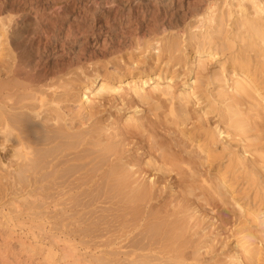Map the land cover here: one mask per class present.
Instances as JSON below:
<instances>
[{
  "label": "bare ground",
  "instance_id": "bare-ground-1",
  "mask_svg": "<svg viewBox=\"0 0 264 264\" xmlns=\"http://www.w3.org/2000/svg\"><path fill=\"white\" fill-rule=\"evenodd\" d=\"M195 1L108 0L102 7L97 0H0V147L11 160H31L34 175L48 158L52 168L73 162L84 170L90 166L95 177L106 174L110 215L119 218L108 236L123 243L118 264H183L188 257L178 256L183 247L174 228L177 220L164 218H177L190 207L202 213L212 206L205 188L225 196L223 190L240 176L250 179V204L236 202L250 234L235 243L232 250L240 254L234 259L242 264L245 255L250 264L264 262V154L263 163L249 174L241 156L223 146L212 179L203 177L197 184L193 173L202 160L193 148L209 161L220 140L245 132L243 116L264 108V79L260 82L255 73L264 68V0H224L221 14L209 6L190 32L195 55H224L206 84L221 91L193 122L189 105L200 96L198 80H182L176 95L179 62L172 63L181 44L174 28L203 2ZM22 6L34 25L29 41L18 48L14 41L21 33L15 27ZM222 26L231 36L218 53L219 44L212 46L206 35L209 28ZM206 44L217 51L210 54ZM158 63L162 70L155 69ZM228 80L232 96L224 86ZM149 86L152 91L146 90ZM79 89L83 103L71 116L68 103ZM159 100L165 106L154 107ZM145 104L149 108L141 107ZM130 107L134 111L127 116ZM112 110L123 114L122 123ZM104 117L112 120L109 125H101ZM167 193H174V203L157 206ZM1 207L0 214L10 211L8 205ZM9 235L0 228V264L9 263L14 249Z\"/></svg>",
  "mask_w": 264,
  "mask_h": 264
},
{
  "label": "rangeland",
  "instance_id": "rangeland-1",
  "mask_svg": "<svg viewBox=\"0 0 264 264\" xmlns=\"http://www.w3.org/2000/svg\"><path fill=\"white\" fill-rule=\"evenodd\" d=\"M97 1L102 7L108 6L106 4L108 0ZM225 5L224 0H203L201 4L196 3L183 20V24L174 28L181 42L180 51L175 54L172 63L179 62L175 66V69L179 71L175 78L174 93L180 94L182 80L189 82L198 80L197 90L200 96L198 100H192L189 105V115L193 122H196L202 108L210 101L212 102L221 91L216 84L209 86L206 84L211 82L213 73L218 70L219 61L224 59V55L220 54L217 57L208 54L195 55V45L190 40V32H194L195 27L200 25V19L207 7L214 6L216 14H221L226 9ZM21 10L22 13L19 14L18 24L15 27V31L21 33L14 41L15 47L18 48L29 41L34 25V20L28 15V7L22 6ZM226 30L228 28L224 26L208 29L210 34L206 37L212 40V46L215 43L219 44L215 46L219 50L218 53L227 46L224 39L231 36L224 33ZM205 48L210 54L213 50L217 51L209 49L208 44ZM157 52L156 49L152 53L157 54ZM148 55L149 53L145 54V56ZM159 65L160 63L155 69L162 70L164 67ZM200 68L203 70L198 73L197 70ZM109 69L114 70L113 67ZM191 70L194 71L191 72ZM255 73L261 82L264 76L260 74H264V68ZM74 79L78 80L79 77L74 76ZM78 84H81L79 80L75 82V86L78 87ZM231 84V80H228L227 84L224 83L229 90L227 94L230 96L233 95ZM262 87L264 88V82ZM146 88L147 91L153 90L150 86ZM75 92L76 95L71 97L68 103L67 112L71 116L78 115L77 112L83 103L79 98L81 90ZM222 92L226 93V90ZM208 98L210 99L206 101ZM153 106L165 105L162 100H159ZM141 107L149 108L146 104ZM113 110L111 113L117 117L116 121L119 124L122 123L123 114L115 113ZM125 111L128 116L132 115L134 110L130 107ZM106 118L102 119L101 125L111 123L112 120L106 121ZM242 119L248 125L245 132H233L230 138L222 137L223 141L220 140L214 146L215 152L211 153L209 161L205 160L204 153L196 151L191 146L193 155L200 156L202 159L197 169L193 170L197 176L194 183L200 184L203 177L212 179L216 170L214 166L219 163L218 157L221 155L223 146L241 156L249 174L250 169L259 168L263 163L260 155L264 154V108L258 107L256 111L251 110ZM210 120L215 123L212 117ZM244 138L246 139L243 140ZM187 145L190 146L191 143L187 142ZM7 152L0 147V206L3 208L8 205L10 209V211L4 209L0 214V228L10 233L8 240L10 247L14 248L8 264H118V261H122L118 253L123 251L120 249L123 243L109 238L107 231V229L115 230L118 227L119 218L116 215H110L112 209L109 203L110 198L107 196L106 174L100 171L98 177H95L93 176L95 171L91 173L90 166L84 170L73 162L52 168L49 162L53 159L48 158L47 162L38 166L36 170L39 172L34 175L31 171V160H11ZM34 154L35 152L30 156L33 158ZM146 160L147 158L141 160L140 165L144 166ZM79 168L80 170H77ZM74 172L77 173L74 174ZM257 177L260 175L256 174ZM233 183L230 188L223 190L225 196L218 197L212 191L204 189L209 199L212 198V206L217 209L212 210L213 207L210 206L200 213L199 209L190 207L185 214L177 218H164L177 220L174 228L179 229L177 241L183 247L178 256L188 257L183 264H237L234 255L240 254V251L232 249L245 234H250V224L244 223L246 215L236 202L238 200L239 204L246 207L245 203L250 204L251 193L249 178L244 179L240 176ZM173 194H163L157 206L174 203ZM179 199L182 198L179 197ZM8 216L12 219L10 222H7ZM259 220L263 221V217ZM249 258L242 255V264H250Z\"/></svg>",
  "mask_w": 264,
  "mask_h": 264
}]
</instances>
